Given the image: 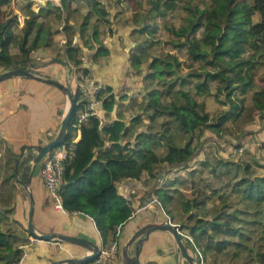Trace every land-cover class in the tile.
Returning a JSON list of instances; mask_svg holds the SVG:
<instances>
[{"label":"trees","instance_id":"16d2710c","mask_svg":"<svg viewBox=\"0 0 264 264\" xmlns=\"http://www.w3.org/2000/svg\"><path fill=\"white\" fill-rule=\"evenodd\" d=\"M66 1L59 0L58 5L47 1L40 4L36 11L27 7L28 14L24 16L18 28L16 11L11 7L10 0H0L2 68L26 67L33 71L34 61L29 52L40 45H48L50 34L59 30L56 26L51 28L50 23L41 20V16L44 17L49 12H54V16L59 15L60 6L66 7ZM189 1L182 0L183 7L189 10L185 22L175 27L166 26L174 34V38L168 43L177 49H184L187 59L201 64L198 68L187 67L185 72L180 73L175 69L179 67L181 60L174 52L153 54L142 74L143 95L137 102V110L141 109L140 113L136 111L125 123L120 114H115L100 125L98 119L90 115L80 123L77 139L72 140L75 133V115L83 104L77 89L72 88L73 105L62 138L67 155L62 161V180L57 193L63 209L80 211L92 218L102 246L116 239L118 226L130 213L129 200L116 191L115 180L124 177L137 178L142 169L154 174L152 170L157 163L171 168H187L189 163L186 164V160L196 151L193 140L196 141L203 128L220 135L221 124L230 119L235 122L242 111L247 113L248 118H264V86H260L249 74L250 68L258 63L260 57H264V0H209L206 5L195 6L193 9ZM144 2L148 13L157 16L172 8L174 0ZM30 3V0H26V6ZM6 5L8 9L5 8ZM89 6V11L83 14L79 23L80 35L86 27L89 13H94L99 19L107 22V9L99 0H89ZM135 14L137 17L138 13ZM62 20V30L68 32L62 43L64 62L69 67V72L85 73L87 68L81 64V47L71 40L74 31L72 23L68 22L66 17ZM148 23L144 20L135 28L136 33L141 34L134 39L135 42L128 51V60L135 72L141 71L139 64L142 54L153 40L151 36L146 35L153 31L152 27H147ZM90 31L89 38L95 43L96 22H93ZM197 31L199 35H196ZM85 42L86 40H82V43ZM11 44L16 45L17 52H9L8 47ZM105 51L106 48L101 44L95 48L96 53ZM154 78L161 87L152 83ZM211 80L215 83L212 95L219 102L228 103L227 108L221 109L213 118L208 115L203 101L194 97L196 94L209 93ZM248 89L251 93V103L245 106L241 94ZM103 92L106 93L102 96L101 105L105 111L112 109L114 103L124 97V94L116 97L107 85H104ZM168 93L170 97L163 99ZM141 113L144 114L145 120L142 119ZM243 120L245 123L248 119ZM137 127L143 128L134 133ZM102 134H105V137ZM120 135H126L122 142L118 140ZM129 135H133L132 140ZM105 139L109 142L106 143ZM160 145L165 149L157 152L155 147ZM207 146L211 147L210 144ZM32 154L28 150L18 161L17 174L22 181L27 179ZM16 155L17 153L14 154L12 162ZM39 162L33 164L30 174L39 166ZM249 162L222 157L210 150L197 160L198 164L187 168L188 174L196 173L194 178L191 175L185 176L187 181L185 180L184 184L189 185L193 194L186 196L174 187L169 192L165 184L156 189V200L164 209L167 202L173 197L176 198V208L181 214L176 222L178 228L184 227L187 235H190V238L183 234L181 236L186 250L194 255L197 262L201 259L204 264H224L214 256L207 261L208 252L214 255L219 252V247L228 241L222 236H217V231L223 235L248 234L241 230L240 224L231 223L230 218H241L237 214V207L229 208L231 205L225 200L226 194L222 193L224 191L217 192V197L221 200H218L209 216L200 212L197 206L205 203L207 199L208 192L203 190L207 189L206 183H211L212 180L224 183L230 180L231 176L235 177L236 169L240 170L241 174L238 178L230 180L232 190L238 191L245 199L256 200V203H259V197L264 201V174L252 173L249 170ZM22 166L25 167L24 171H21ZM203 170L211 174L212 180L203 177L206 175ZM8 176L13 177L12 172ZM197 179L201 183H198ZM175 182L176 180L170 178L167 183ZM202 185L204 188L199 189ZM208 189L216 190V186H210ZM10 208L9 205L0 206V224L5 222L6 213ZM243 211L247 212V208ZM260 211L264 216V204L260 205ZM169 215L173 218L174 213L169 212ZM18 236V233L8 226L0 227V264H13L18 259L21 248L14 243ZM236 241L239 243V240ZM254 252L261 263H264V249L258 247Z\"/></svg>","mask_w":264,"mask_h":264},{"label":"crops","instance_id":"0c3cea01","mask_svg":"<svg viewBox=\"0 0 264 264\" xmlns=\"http://www.w3.org/2000/svg\"><path fill=\"white\" fill-rule=\"evenodd\" d=\"M13 1V9L26 16L28 14L27 8V11L24 9L21 11L19 8V3L22 0ZM52 1L55 4L57 3L56 0ZM99 1L107 9V22L102 21L103 24L97 26L95 43L84 33L85 30L87 31V27L89 28L93 24L95 17L98 18L94 13V17L91 20L88 19L81 35L79 34L80 22L74 20L70 15H67L66 18L68 22L72 23L74 31L71 34V40L76 41L81 47V64L87 68V73L97 81L109 86L116 97L119 94H124L123 99L114 103L109 111H105L101 106L102 121L114 117L115 114H120L125 123L136 111L141 112V109L137 110V102L141 100L143 95L142 74L145 68L140 63L141 71L135 72L129 63L128 51L134 44V39H137V36L141 34L140 32L137 34L135 28H138L144 22V18L139 20L138 16L134 15L136 12L133 9L132 13L125 10V0ZM46 2L31 0V4L27 7L36 11L35 4H45ZM66 2L67 6L65 8L68 11L70 8L82 7L87 0H67ZM136 2L140 3V0H135ZM123 11L125 13L122 17ZM85 12L86 10L83 13ZM145 15L148 20L154 17L148 11ZM254 15L256 17V14ZM17 27L19 28L20 25H17ZM66 34L68 32L59 29L52 35V44L40 45L31 49L29 56L34 61V64H32L33 73L68 83L72 89L74 88V81L71 72H69L68 78L65 77L67 65L64 62L63 55L57 49L55 50L58 53L53 52V48H59L58 44L63 43ZM82 40H86V42L82 43ZM98 44L106 48L104 53L95 52ZM14 47H16L15 44L9 45V52L14 53L17 50V47L16 50H14ZM0 69H2L1 66ZM256 70L257 72L260 71L261 66ZM262 77H264V74L260 75V78ZM260 86L263 85L260 84ZM65 99V94L61 89L38 78L12 75L0 79V130L2 132L0 136V166L3 171L0 175V195L8 191L5 197L0 196V206L9 205L11 207L10 211L6 213L5 222L1 223L0 227L5 228L8 226L18 233L19 240L17 241L19 244H17L23 254L19 264H49L52 260H58L66 256H79L86 251L83 246L76 243L29 236L25 229L28 193L24 187V191L20 190L18 182L14 181V176H10L11 178L9 177L7 180L8 173L7 175L5 173L7 165H10V170H12L13 156L18 153L21 144H25L23 153L28 150L33 153L35 144L42 143L54 135L66 105ZM130 106H134L135 109L126 114V107ZM142 117L145 120L144 115ZM142 128L137 127L134 133ZM208 130L210 129L203 128L202 133ZM102 136L105 137V134H102ZM77 137L78 135L75 140ZM125 137L126 135L123 137L120 135L118 140L122 142ZM128 137L132 140L133 135ZM105 142L108 143L109 141L105 139ZM157 166L152 170L154 174L142 169L137 178L124 177L114 181L116 191L129 200L130 213L127 219L117 228V236L114 240L116 252L108 264H124L122 247L133 230L143 222L147 220L159 221L167 218L178 225L173 212L177 205L176 198L173 197L166 203V209L162 208L156 200V189L165 184V173L158 170ZM38 168L39 166L32 174H29V166L27 179L23 181L27 183V188L32 197L31 221L33 228L37 232L53 231L80 236L96 243L98 247L102 246L94 222L89 215L76 210L67 211L54 205L52 198L48 196L38 176ZM21 171H23L22 167ZM154 175L157 182L153 180ZM176 183L165 184L167 190L171 192L173 187L182 192H184V189L190 190L189 185L184 184L185 186H181ZM185 195L188 194L185 193ZM169 212L174 213L173 218L170 217ZM178 229L181 235L190 238L184 227ZM134 245L135 241L133 239L126 247L127 254L133 253ZM186 246L189 247L188 244ZM137 258L140 264H188L179 255L171 233L166 229L159 228L150 230L141 240ZM57 264H64V262L60 261Z\"/></svg>","mask_w":264,"mask_h":264},{"label":"rangeland","instance_id":"374dc122","mask_svg":"<svg viewBox=\"0 0 264 264\" xmlns=\"http://www.w3.org/2000/svg\"><path fill=\"white\" fill-rule=\"evenodd\" d=\"M47 1H49L51 4H55L52 0H47ZM245 1H248V0H245ZM56 2H57L56 4L58 5L59 0H56ZM208 2L209 0H190L189 5L193 9V7L195 6L202 7L206 5ZM13 3L14 1L10 0L11 7ZM40 4H35V7L38 8ZM124 6H125L124 9L127 10L128 12H131L132 9L135 10V12L138 13V19L142 20L144 18V20L149 22L148 23L149 25L147 27L153 28V31L151 34L146 33V35L152 37L153 39L152 43L148 47L145 48L142 54L141 60H140V63L144 66L145 69H147V62L153 54L159 55L166 51L174 52L176 56L181 60L179 67L175 69L176 72L183 73L185 72V69L187 67L198 68V66H200L201 62L189 60L186 58L184 49L182 48L177 49L176 47H173L172 44L168 43L169 40L174 38V34L170 32L166 26L175 27L178 24L182 25L185 22V17L187 16L188 11H189L187 8L183 7L182 0H174L172 8L167 9L163 15L154 16L150 20H148L145 15L147 9H146V3L144 2V0H140V3L139 2L135 3V0H125ZM5 8H7V5L5 6ZM19 8L21 11H23V9L26 10L27 8L26 0H22L19 3ZM89 8H90L89 0H87V2H85V4H83L82 7H77V9L70 8L68 9V11H67V8L60 6L59 15L54 16V12H49L47 13L46 16L44 17L41 16V20H43L45 23L47 22L50 23L51 28L56 26L58 29L62 30V23H63L62 18L63 17L70 15L74 18V20L80 22L84 14L83 12L85 10L86 12L89 11ZM16 13H19V12L16 11ZM124 13L125 11H123L122 17ZM24 16L25 15H23V18ZM93 17H94L93 13H89L88 19L91 20V18ZM23 18H22V21H23ZM93 22H96V29L98 25L103 24L102 20L96 17H95V21ZM91 28H92V24L91 26H89V28L87 27V31L86 30L84 31L87 37H89ZM198 32L199 31L195 32L196 35H199ZM52 35L53 33L50 34L49 44L50 43L52 44ZM58 45H59V48L58 47L53 48V52L55 54L58 53L55 50L57 49L59 53L63 55V51H62L63 45L62 43H59ZM14 50H16V47H14ZM15 52H17V50ZM259 66H261V70L260 71L258 70L257 72L256 69H258ZM249 74L255 82H257L259 85L262 84L264 86V77L260 78V75L264 74V57H260L258 63L254 64L250 68ZM151 81L152 83L157 84L158 87H161V85L155 78L152 79ZM214 84L215 83L213 80L209 82V88H210L209 93L196 94L194 96L196 100H203L204 108L207 110V113L209 114L211 118L215 117L217 112H219L221 109L222 110L226 109L228 106V103L227 104L221 103L212 95ZM250 94L251 93L249 89L246 90L244 94H241V97L243 98V104L245 106L251 103ZM169 97H170V93L165 95L163 99H167ZM131 104H132V101H131ZM134 109H135L134 106L126 107L125 112L127 114ZM141 115H144V114L141 113ZM157 118L159 119L160 116H158ZM243 119H248V120L244 123ZM219 129H220V135L218 134L216 135L213 133V131L208 130V131H203V133H201L197 137L196 141L193 140L194 146L196 147V151L192 157L186 160V164L189 163V166L187 168H190L191 166L198 164L196 163L197 160H199L200 157L202 158L205 152L208 153L210 152V150L211 151L214 150L217 154H219L222 157H229L231 159H236L238 161H241V160H247L248 162L250 161L249 170L252 173L264 174V118H259L256 116L254 118L253 117L248 118L247 113L242 111L239 114V116L236 118L235 122H233L231 119L226 120L221 124ZM208 144H210L211 147H208L207 146ZM155 149L157 150V152H162L164 151L165 147L160 145V146H156ZM255 161L257 163H255ZM157 165L158 166L156 168L160 171H163V173H165V182H164L165 184L168 182V179L171 178L172 180H176L177 185L185 186L184 185L185 180L187 181V178L185 176L191 175L193 176V178L196 176L195 172L188 174L187 168L184 166H176V167L171 168V167L165 166L163 163H157ZM10 169H11L10 165H7V168L5 171L6 175L7 173L9 175V173L12 171ZM22 170L23 171L25 170L24 166H22ZM2 172L3 171L0 166V175L2 174ZM202 172L203 174H206L203 177L209 178L210 180H212L211 174H207L205 170H203ZM234 174H235V177L231 176L232 180L235 178H238L239 174H241V171L236 169V172ZM8 179H9V176H7V180ZM153 180L157 182V178L155 177V175L153 176ZM230 180L224 183H219V182L217 183L214 180H212L211 183H206L205 185L207 186V189H203V190L208 192L207 197H206L207 199L205 203L197 207L199 208L200 212H202L206 216H209L212 209H214V206L217 205L218 200H221L220 198L217 197V192L224 191L222 193L226 194L225 200L228 201L231 205V207L229 208L237 207V210H239L237 214L241 218V220L230 218L231 223L233 222L234 224H240L241 230L248 234L246 235L242 233V235H239V236L228 235V234L223 235L222 232L217 231L216 232L217 236H222L226 238L228 241H225L224 244H222V246L219 247L218 249L219 252L215 253L214 255H211L208 252L207 261L208 259L210 260L212 258L211 256H214L215 259L220 260L224 264H229V263L230 264H264V263H261V261L258 259V257L256 256L254 252V250H256L258 247H261L264 249V216H263V212L260 211V205L264 204V201H261L260 197L257 198L259 203H256V200H253V199L251 200V199L243 198V196L239 195L240 193L238 191L232 190L231 188L232 181ZM12 181H13V178H12ZM197 182L201 183V181L198 179H197ZM18 186L20 187V190L24 191V188L20 182H18ZM210 186H216V190H209L208 188H210ZM202 188H204L203 185L202 187L199 186V189H202ZM184 192L188 195L191 193L193 194L192 189L190 190L184 189ZM7 194H8V191L4 192L0 196L5 197ZM176 196L179 197L178 194H176ZM238 208H241V209H238ZM244 208H247V212L243 211ZM173 212L175 213V218H174L175 220L181 217V214L179 213V210L176 208V206ZM210 232L212 231L210 230ZM18 240H19V236H18ZM236 240H239V243H237ZM14 243L17 244L18 241L16 240Z\"/></svg>","mask_w":264,"mask_h":264},{"label":"water","instance_id":"95a60500","mask_svg":"<svg viewBox=\"0 0 264 264\" xmlns=\"http://www.w3.org/2000/svg\"><path fill=\"white\" fill-rule=\"evenodd\" d=\"M47 0H41L42 3H44ZM12 75H24L29 77L38 78L47 82H50L57 86L59 89L64 92L66 97V105L62 111V114L60 116V120L58 123V127L54 133L53 136H51L49 139L42 143L35 144L34 152L32 154V157L30 159V169L29 174L31 173L33 164L38 161L42 155L48 151L53 146L59 145L62 143V138L65 130V125L68 119V116L72 110L73 105V96H72V89L70 88L68 83L61 82L59 80H56L49 76H42L36 73H33L31 70H29L26 67H6L0 69V79L12 76ZM69 75V67L66 66L65 68V77L68 78ZM25 148V144L20 145V149L15 156L14 162L12 164V174L14 176V179L22 184V186L25 188V190L28 193V207L26 212V224L25 229L26 231L33 237L36 238H42V239H59L63 241H68L72 243L79 244L83 246L86 251L79 255V256H66L63 258H60L58 260H52L49 264H57L58 262L62 261L64 264H78L81 262H86L93 258L97 252H98V245L86 238L71 235V234H64L59 232H37L33 228V224L31 221V212H32V197L31 194L27 188V183L21 181V179L18 177L17 174V167H18V161L20 157L23 154V150ZM166 229L168 230L172 238L176 244L177 250L179 252V255L188 263V264H198L196 261V258L194 255L189 253L183 243L181 232L178 229V225L172 223L169 219H162L159 221H153V220H147L143 222L140 226H138L136 229L133 230V232L130 234L129 238L126 240L122 247V254H123V262L124 264H140L137 258V252L139 249V245L141 240L147 235V233L150 230L153 229ZM139 234H142L141 236H137ZM137 236V237H136ZM136 237V238H135ZM135 241L134 250L132 254H127L126 247L128 243L133 240Z\"/></svg>","mask_w":264,"mask_h":264},{"label":"built area","instance_id":"2783aa9c","mask_svg":"<svg viewBox=\"0 0 264 264\" xmlns=\"http://www.w3.org/2000/svg\"><path fill=\"white\" fill-rule=\"evenodd\" d=\"M16 25L22 23L23 15L16 13ZM74 79V87L79 93V99L83 100L82 106L76 112L74 122L75 134L72 140L78 135L79 125L88 116L93 115L98 119V125L102 119L100 115L101 99L104 93V84L92 78L87 72L81 73L77 71L71 72ZM2 132L0 130V136ZM67 155V149L64 144L53 146L46 151L39 162L38 176L46 189L48 196L53 200L55 206L61 207L57 189L62 180L63 158ZM29 236H31L29 234ZM116 252L115 241L110 242L106 246H99L97 254L86 262L78 264H108ZM23 254L13 264H19ZM198 264H204L203 260H199Z\"/></svg>","mask_w":264,"mask_h":264}]
</instances>
